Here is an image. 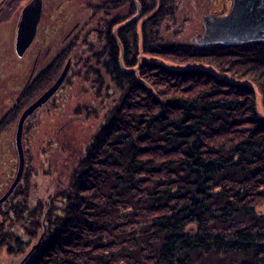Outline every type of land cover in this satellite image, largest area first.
Wrapping results in <instances>:
<instances>
[{"label": "trees", "instance_id": "trees-1", "mask_svg": "<svg viewBox=\"0 0 264 264\" xmlns=\"http://www.w3.org/2000/svg\"><path fill=\"white\" fill-rule=\"evenodd\" d=\"M176 1L141 4L155 12L118 38L127 18L109 10L130 0L102 8L97 58L75 63L113 104L50 200L26 170L0 206V253L23 258L47 213V235L23 264H264V115L239 81L259 86L264 107V40L204 47L152 37ZM22 3L6 0L0 15L9 20ZM71 50L36 75L0 129L53 83ZM58 135L53 143L66 148Z\"/></svg>", "mask_w": 264, "mask_h": 264}, {"label": "rangeland", "instance_id": "rangeland-1", "mask_svg": "<svg viewBox=\"0 0 264 264\" xmlns=\"http://www.w3.org/2000/svg\"><path fill=\"white\" fill-rule=\"evenodd\" d=\"M30 1L31 0H23L22 5L24 6ZM47 1L50 3V0H46V2ZM59 1L60 0L51 1L53 6L51 9L52 13H57L59 11V24H63V22L67 23L74 19L75 21L80 19L83 21L82 24H85L88 20L91 28L89 31L91 40L94 38L93 40L96 42L94 48H99V34L97 30L94 31V28L97 25V21H102V17H105L107 14L106 10L102 8L106 5L108 0H86V3L83 2L84 0H72L71 5L61 2L56 9L57 2ZM149 1L150 0H130L127 4L118 7L117 10H109V12H112L110 16H115L116 18L117 16L124 17V19L127 18L128 20L137 14L139 15V13H143V11H139L142 9L141 4L144 3L146 7H148ZM151 1H155L153 9L158 10L162 0ZM88 2L91 3L87 4ZM3 4L0 9L3 7ZM108 4L111 6L110 3ZM232 4L233 0H177V9H175L174 15L167 16L165 20L162 19L159 26L153 25L151 36L156 39L159 37L160 40H162V38L167 40L166 38L171 39L176 36L183 41L187 40L196 43L195 40L205 31L202 19L204 15H226V13L232 9ZM98 6H100V9ZM59 7H63V9H59ZM154 10L150 12L148 10L145 14H142L141 17L139 15L140 19L138 17L137 20L139 19L141 21L146 19L149 17L150 13L152 14L155 12ZM49 14L47 7L44 23L49 21ZM93 23L95 26H93ZM18 24L17 12L14 13L9 20L3 15H0V119L2 118V114L11 108L13 104H15L17 97L21 95L26 79L30 77L31 74L34 79L40 72L45 71L48 67V62L53 61L55 59L54 56L58 53H63L65 44H68L63 43L64 34L70 29L66 27L67 30L60 35L61 37L59 41L56 42L57 44L55 46L54 44L53 46L52 44L43 46V51L38 55L40 62L37 64L35 63V65L33 64L34 66L31 67L32 64L28 65L27 59L32 55L36 56V52L32 50L27 56L19 57L15 49ZM87 28L85 30L83 28L79 29V31L75 33V37L70 40L69 45L73 46L75 41H78L77 43L83 41L86 36ZM42 36H40V40H42ZM77 43H75V45ZM85 51L86 54L84 55L82 53L83 49H76L75 47V51L71 50L70 52H72V55L69 56L73 57L76 62V57H78L79 54L86 57V55L92 53L88 48H86ZM69 59L72 58H67L65 56L62 68H60L56 77L63 71V67ZM75 62H73L70 68L71 71L69 70L70 73L68 76H71L66 80L64 85L60 87L56 95L47 101L45 105L38 108L33 118L31 117L34 114L29 117L31 119L28 118L27 124L34 128L25 136L23 133V147L26 157L25 172L27 169H29V171L32 170L33 175L36 177L38 175V177L41 178L42 188L51 191L45 194L48 200H50L52 190L56 189L57 185L60 186L62 184L63 187L67 185L65 176H68L70 165L79 156L78 154H80L92 132L96 131L104 122L106 113L113 104V96L110 97L107 90H103L102 92L96 91L95 88L97 85L92 83V78L89 80L87 75L80 76L78 74L81 69L78 68ZM109 80L110 78L106 80V83ZM239 81L249 86L252 91L255 92L257 109L260 114L264 115L263 97L259 86L254 81H250L247 78H241ZM54 82L55 79L53 80V83ZM30 88L31 86L28 87L26 91ZM44 92L45 91H42L40 95ZM39 96H36V98ZM6 126V128L0 129V197L5 194L6 190L13 182L19 162L17 148L15 147L17 120ZM57 135L64 138L66 148L59 149V145L57 146V144L53 143ZM48 170L50 172H48ZM42 230L43 225L40 231ZM33 243L30 248L34 245ZM21 257L22 256L18 258L10 254L7 255L4 250L0 253V264H18L22 259ZM205 260L208 262L207 258H205Z\"/></svg>", "mask_w": 264, "mask_h": 264}, {"label": "water", "instance_id": "water-1", "mask_svg": "<svg viewBox=\"0 0 264 264\" xmlns=\"http://www.w3.org/2000/svg\"><path fill=\"white\" fill-rule=\"evenodd\" d=\"M6 0H2L1 5ZM137 1V0H136ZM232 9L226 13V15L207 14L204 15V33L199 35L195 41L203 46L214 45L216 43L238 44L247 43L249 41L264 40V0H233ZM42 0H31L23 8L20 14V21L18 24V31L16 34L15 49L19 57L23 56L25 52L31 46L37 29L41 20L42 13ZM141 12V10H139ZM140 15V13H139ZM139 15L128 19L127 21L119 24L113 31V34L118 38V30L129 26L133 23ZM123 52V48H122ZM121 54V65H122ZM71 65V59H69L61 74L55 79V82L45 89V92L33 102L21 113L20 118L17 121V129L15 132V147L17 148V156L19 158L17 172L5 194L0 197V205L5 203L6 200L14 193V190L21 182L25 172V150L23 147V133L25 129L26 120L32 116L35 111L45 105V103L56 95L60 87L66 81V77L69 73ZM137 68H135L136 70ZM129 69V71H131ZM47 213L43 219V230L40 237L33 243L34 245L25 254L18 264H23L30 259L31 254L41 246V243L47 235L48 224L45 222Z\"/></svg>", "mask_w": 264, "mask_h": 264}, {"label": "flooded vegetation", "instance_id": "flooded-vegetation-1", "mask_svg": "<svg viewBox=\"0 0 264 264\" xmlns=\"http://www.w3.org/2000/svg\"><path fill=\"white\" fill-rule=\"evenodd\" d=\"M51 1L52 0H50V3L47 1L46 2V0H42V4H43V8H42V13H41V20H40V22H39V24L37 25L38 26V29H37V32H36V35H35V38H34V40H33V42H32V44H31V46L29 47V49L25 52V54L22 56V57H24V56H27V54L29 53V52H31L32 50L33 51H35L36 52V56H34V55H32L31 57H29L28 59H27V64L28 65H31L32 64V66L31 67H33L34 65H35V63L37 64L38 62H40V59H39V54H40V52L41 51H43V46H47V45H50V44H52V46H53V44H54V46L57 44L56 42L57 41H59V39H60V35L61 34H63L66 30H67V28L66 27H68V28H70L68 31H66V33L64 34V42L63 43H68V44H65V49L66 50H69L70 48H72V51H75V47H76V49H81V48H83L84 50H86V48H88L89 49V51H91L90 50V48H92V49H94V46L96 45V42L92 39L91 40V35H90V33H89V31L91 30V28H90V24H89V22H88V20L85 22V24H82L83 23V21L82 20H80V19H78V20H76L75 21V19L74 20H71V21H68L67 23L66 22H63V24H59V11L56 13H52V8H53V6H52V4H51ZM77 1V0H76ZM86 0H84L83 2H85ZM116 1V0H115ZM55 2V1H54ZM61 2L62 3H66L67 5H71L72 3V0H60L59 2H57V7H56V9L58 8V6L61 4ZM80 2V1H79ZM5 3V2H4ZM29 3V2H28ZM28 3H26V4H28ZM86 3V2H85ZM89 3H91V2H88L87 4H89ZM26 4L19 10V12L17 13L18 14V23H19V18L21 17L20 16V14H21V12H22V10H23V8L26 6ZM93 4V3H92ZM82 5V4H81ZM55 6V5H54ZM47 7H48V10H49V15H50V19H49V21H47V23H44L45 22V19H46V15H45V13H46V11H47ZM98 8L100 9V6H98ZM59 9H63V7H59ZM51 10V11H50ZM55 11V10H54ZM141 11H142V9H141ZM142 15V13L140 14V16ZM102 19H103V17H102ZM137 20V19H136ZM135 20V21H136ZM100 21V20H99ZM99 21H97V25H96V27L94 28V31H96V29H98V28H100V22ZM55 22V23H54ZM94 24V23H93ZM70 25V26H69ZM93 26H95V24L93 25ZM88 27V28H87ZM86 29L87 28V31H86V36L84 37V40L83 41H80L79 43H77L76 41L73 43V46H71V45H69V43H70V40L72 39V38H74L75 37V33H77L78 31H79V29ZM62 30V31H61ZM58 31V32H57ZM43 35V36H42ZM40 36H42L43 38H42V40H40ZM66 41V42H65ZM75 43H77L76 45H75ZM75 45V46H74ZM58 46H59V44H58ZM57 46V47H58ZM38 53V54H37ZM86 54V52L84 53V55ZM93 54V55H92ZM60 53H58L57 55H55L54 57H55V59L53 60V61H51V62H48L49 64H48V66H50V65H55V64H57V65H59L60 64V62H61V60L60 59H58V57H60ZM65 55H66V57L67 58H72L71 59V65L70 66H72L73 65V62H75V60L73 59V57H71V56H69V55H67V53H65ZM65 55H64V57H65ZM71 55H72V52H71ZM86 57H87V59H90V60H93L94 61V59H96L97 58V56H94V53H91L90 55H86ZM34 64V65H33ZM65 66V65H64ZM62 72V71H61ZM69 73H70V71H69ZM69 73H68V75H69ZM61 74V73H60ZM59 74V75H60ZM58 75V76H59ZM67 75V76H68ZM57 76V77H58ZM56 77V78H57ZM55 78V79H56ZM67 78V77H66ZM33 80V75L31 74L30 75V77H28L27 79H26V83L24 84V86H23V88H22V93H23V91L24 90H26V89H28V87H30L31 85H32V81ZM67 80V79H66ZM66 82V81H65ZM64 82V83H65ZM53 84V83H52ZM64 85V84H63ZM62 85V86H63ZM21 93V94H22ZM54 97V96H53ZM52 97V98H53ZM36 99V98H35ZM49 101V100H48ZM33 102V101H32ZM46 104V103H45Z\"/></svg>", "mask_w": 264, "mask_h": 264}]
</instances>
